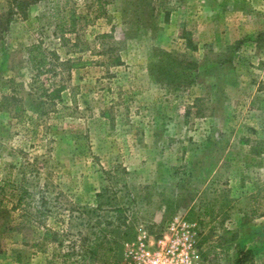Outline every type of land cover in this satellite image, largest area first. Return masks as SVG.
I'll list each match as a JSON object with an SVG mask.
<instances>
[{
    "label": "rangeland",
    "instance_id": "obj_1",
    "mask_svg": "<svg viewBox=\"0 0 264 264\" xmlns=\"http://www.w3.org/2000/svg\"><path fill=\"white\" fill-rule=\"evenodd\" d=\"M0 210V264H140L176 218L194 264H235L264 226V0H0Z\"/></svg>",
    "mask_w": 264,
    "mask_h": 264
},
{
    "label": "trees",
    "instance_id": "obj_2",
    "mask_svg": "<svg viewBox=\"0 0 264 264\" xmlns=\"http://www.w3.org/2000/svg\"><path fill=\"white\" fill-rule=\"evenodd\" d=\"M52 9L56 12V15L61 16V13H60L61 11L59 10L58 6L56 7L53 6ZM61 19L63 20L60 21V23H58L57 25V28L59 29L60 32H64V31L75 32L77 30L79 16L74 10H71L70 13L67 15H63ZM51 55L52 57L57 58L56 53L48 52L46 49L43 48L41 43H38V44H32L30 46L28 58H29V62L32 68L37 70L38 73H42L43 71L52 72L55 70L56 65L54 62L56 59H53L52 57H50ZM114 60H116L117 62H121V58L119 56L114 57ZM66 64L67 63H64V62L59 63V65H62V66ZM64 89H65V86L60 85L58 87H54L53 89L46 90L45 94L48 97L49 101L51 102L56 97H59L61 95V92ZM26 192L27 191L25 190L24 193ZM2 212L4 211L0 210V213ZM255 230L256 231H254L253 239L250 241V246L246 247L245 244L240 246L239 251L237 253V259H236L235 264H245L249 252L264 250V226L257 228ZM49 234L50 235L52 234V236H54L53 238L54 240L56 241L58 240L56 237L57 233L50 232ZM112 249H113V246H110L109 250H112ZM97 252H98L97 247H94L92 251H88L86 254L88 255V257L84 255L83 256L84 261L81 264H93V262L95 261ZM70 255L71 254H68V256ZM85 261H88V262H85Z\"/></svg>",
    "mask_w": 264,
    "mask_h": 264
},
{
    "label": "built area",
    "instance_id": "obj_3",
    "mask_svg": "<svg viewBox=\"0 0 264 264\" xmlns=\"http://www.w3.org/2000/svg\"><path fill=\"white\" fill-rule=\"evenodd\" d=\"M193 226L174 219L162 236L147 244L141 242L138 258L140 264H194Z\"/></svg>",
    "mask_w": 264,
    "mask_h": 264
}]
</instances>
